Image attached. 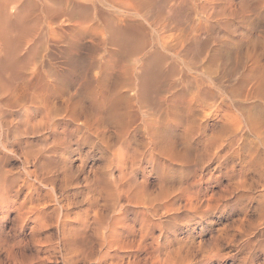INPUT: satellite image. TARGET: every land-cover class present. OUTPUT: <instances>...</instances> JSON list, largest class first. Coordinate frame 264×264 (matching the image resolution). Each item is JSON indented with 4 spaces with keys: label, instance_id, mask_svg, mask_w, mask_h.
Here are the masks:
<instances>
[{
    "label": "bare ground",
    "instance_id": "1",
    "mask_svg": "<svg viewBox=\"0 0 264 264\" xmlns=\"http://www.w3.org/2000/svg\"><path fill=\"white\" fill-rule=\"evenodd\" d=\"M223 245L264 264V0H0V264Z\"/></svg>",
    "mask_w": 264,
    "mask_h": 264
},
{
    "label": "rangeland",
    "instance_id": "2",
    "mask_svg": "<svg viewBox=\"0 0 264 264\" xmlns=\"http://www.w3.org/2000/svg\"><path fill=\"white\" fill-rule=\"evenodd\" d=\"M197 163L200 164V161ZM218 214L215 215L213 223H203V224H200L198 226V228L195 230V240L197 242L199 239L202 238V242H203V244H205L204 246H206V242L208 240V237H209V235H211V234H209L210 230H211L210 233H212L213 235H217L218 234L217 230L224 228L225 224L228 223V219H227L228 213L226 211L221 212L219 215ZM254 245H255V242H254ZM251 246H252V242H251ZM207 249H209V248H207ZM221 253H223L225 256L219 261V264H231L233 262L232 256H231L232 250L230 248H228L227 245L222 246ZM257 261L259 262L260 259H257Z\"/></svg>",
    "mask_w": 264,
    "mask_h": 264
}]
</instances>
